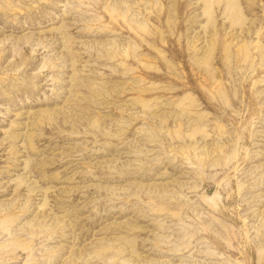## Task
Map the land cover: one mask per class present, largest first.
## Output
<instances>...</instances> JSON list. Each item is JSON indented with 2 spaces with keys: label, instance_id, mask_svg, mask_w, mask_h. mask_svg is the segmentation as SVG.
<instances>
[{
  "label": "rangeland",
  "instance_id": "rangeland-1",
  "mask_svg": "<svg viewBox=\"0 0 264 264\" xmlns=\"http://www.w3.org/2000/svg\"><path fill=\"white\" fill-rule=\"evenodd\" d=\"M0 264H264V0H0Z\"/></svg>",
  "mask_w": 264,
  "mask_h": 264
},
{
  "label": "bare ground",
  "instance_id": "bare-ground-1",
  "mask_svg": "<svg viewBox=\"0 0 264 264\" xmlns=\"http://www.w3.org/2000/svg\"><path fill=\"white\" fill-rule=\"evenodd\" d=\"M213 198H214V197H213ZM213 198H212V199H213ZM210 199H211V198H210ZM212 199H211V201H212ZM208 200H209V199H208Z\"/></svg>",
  "mask_w": 264,
  "mask_h": 264
}]
</instances>
